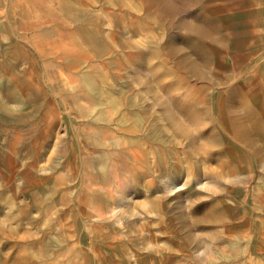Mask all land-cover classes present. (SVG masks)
<instances>
[{"label":"rangeland","instance_id":"obj_1","mask_svg":"<svg viewBox=\"0 0 264 264\" xmlns=\"http://www.w3.org/2000/svg\"><path fill=\"white\" fill-rule=\"evenodd\" d=\"M0 264H264V0H0Z\"/></svg>","mask_w":264,"mask_h":264}]
</instances>
